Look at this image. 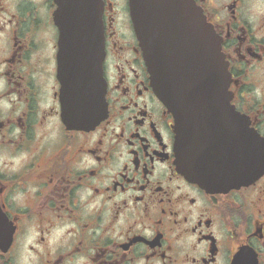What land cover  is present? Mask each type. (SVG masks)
<instances>
[{
  "label": "flooded vegetation",
  "instance_id": "af4514ba",
  "mask_svg": "<svg viewBox=\"0 0 264 264\" xmlns=\"http://www.w3.org/2000/svg\"><path fill=\"white\" fill-rule=\"evenodd\" d=\"M73 2L89 16L67 46ZM194 2L221 40L232 82L230 104L191 96L189 119L203 120L194 129L214 144L234 140L235 150L215 154L227 156L245 118L264 152V0ZM136 7L0 0V264H264V172L229 187L179 170L183 107L152 85ZM102 32L107 111L84 128Z\"/></svg>",
  "mask_w": 264,
  "mask_h": 264
},
{
  "label": "water",
  "instance_id": "95a60500",
  "mask_svg": "<svg viewBox=\"0 0 264 264\" xmlns=\"http://www.w3.org/2000/svg\"><path fill=\"white\" fill-rule=\"evenodd\" d=\"M143 2L146 9L138 8L132 11V16L152 73L153 85L160 95L167 97L169 105L180 102L183 107V114L177 124L181 171L189 178L200 181H211L210 176L212 179L215 176L216 183L229 187L252 182L264 172V152L258 151L259 139L254 132L248 131L247 120L243 118L242 138H237V151L231 155L217 156L215 154L224 148L235 150L234 146L230 147L234 140L215 139L214 144L212 137L204 133L203 136L199 135L198 132L203 131L194 129L203 125L204 121L190 120L187 112V102L191 96L211 102V107L214 102L229 103L231 100V73L212 25L193 0ZM137 4L143 5L139 2ZM68 12H65V20L68 21L63 27V37H69L67 46L75 43L71 38L75 37L76 30L71 25ZM99 39L98 60L93 74L96 94L89 106H83L84 128L98 123L106 112L102 77L104 44L103 38ZM68 56L67 51L66 63L65 59L62 62V68L67 70ZM230 107L227 105V109ZM220 109H224V106Z\"/></svg>",
  "mask_w": 264,
  "mask_h": 264
},
{
  "label": "bare ground",
  "instance_id": "6f19581e",
  "mask_svg": "<svg viewBox=\"0 0 264 264\" xmlns=\"http://www.w3.org/2000/svg\"><path fill=\"white\" fill-rule=\"evenodd\" d=\"M75 5V2H73V5L71 7L68 8V13L70 16V21H71V25L74 28L76 26V24H78L79 22H83L84 20L87 19V17L89 16V12L86 10V8H83L81 10L76 9V11L73 9V6ZM68 21V19H67ZM94 51H93V57H92V68H91V76L93 77L94 74V68L96 67V62L98 60V51L96 49V45H94ZM95 52L97 53L95 56ZM93 81L95 83V80L93 78ZM96 87V85H95ZM98 87V86H97Z\"/></svg>",
  "mask_w": 264,
  "mask_h": 264
}]
</instances>
